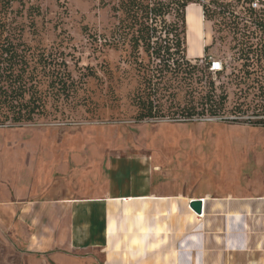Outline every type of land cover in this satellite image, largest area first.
Masks as SVG:
<instances>
[{"label":"rangeland","instance_id":"374dc122","mask_svg":"<svg viewBox=\"0 0 264 264\" xmlns=\"http://www.w3.org/2000/svg\"><path fill=\"white\" fill-rule=\"evenodd\" d=\"M254 1L189 3L185 42L178 52L175 34L167 32L175 13L156 17L152 47L169 46L171 68L176 59L195 67L192 81L180 74L170 77V88L159 99L149 94L148 80V71L159 63L143 51L141 42L135 44L137 27L119 9L120 0H0V52L2 46L16 52L13 62L29 88L24 99L38 98L40 112L30 122L13 124L0 111L1 207L35 197L92 195L107 158H138L152 165L161 196L203 201L201 215L181 208L175 199L169 207L159 204L151 211L144 204L143 213V204L127 203L125 223L134 225L136 212L159 223L156 231L170 226L168 233L153 239L160 254L182 251L190 264L211 259L244 264L262 243L253 257L264 259V126L258 123L264 120L259 107L264 100L259 83L264 80V0L252 9ZM247 19H262V26L245 23ZM209 57L221 61L222 71L206 70ZM60 77L59 85L55 79ZM207 81L214 84L216 99L226 96L215 116L200 108L189 111ZM138 98L153 102L155 118L138 119ZM191 112L189 121L174 120ZM205 203L207 217L202 220ZM243 206L251 207L249 216L232 213ZM11 216L0 209V218ZM117 231L120 225L110 216L113 254L119 251ZM2 239L0 264H19ZM164 259L157 256L155 263ZM178 259L186 263L181 254Z\"/></svg>","mask_w":264,"mask_h":264},{"label":"crops","instance_id":"0c3cea01","mask_svg":"<svg viewBox=\"0 0 264 264\" xmlns=\"http://www.w3.org/2000/svg\"><path fill=\"white\" fill-rule=\"evenodd\" d=\"M199 56L201 57V53ZM104 165L105 171L100 176L101 182L99 181L92 195L73 194L66 198L45 199L35 197L25 201L8 202L6 207L0 205V209L8 216L12 214L9 218H0V237L7 241L17 255L19 264H144L146 258H149L150 262L147 264H157L155 263L157 256L168 258L161 264H190V260L185 259L186 254H183L185 252L181 251L180 254L186 263L178 259L180 257L178 251L160 254L153 248V239L160 233H168L170 226L167 223V231H164V227L163 232L156 231L159 223L155 224L151 217L149 219L139 217L136 212H134L136 223L134 225L130 222L125 223L128 213H124V209L128 210L127 203H135L136 206L140 203L143 204L139 207L143 213L144 204L145 208L151 211L159 204L169 207L172 199L179 201L176 204L184 209L189 208L188 203L191 199L181 197L184 200L181 201L179 197L161 196L159 187L155 185L156 174L152 165L141 159L110 157ZM122 203H125L124 208ZM206 203L202 220L207 217ZM218 205L215 209L223 207L221 204ZM243 207L240 211L232 213L249 216L251 207ZM110 216L115 218L117 225H120V231H117V234H120L114 240L115 244L119 238V251L114 254L112 253L114 246H109L108 242ZM191 219L192 217L189 218L190 221ZM130 231L135 237H132L133 235L129 237ZM124 233L128 234L126 240L123 238ZM135 239L136 246L131 244ZM260 249L262 243H257L255 252L251 253V260L249 257L244 264H264L263 258L258 260L253 257ZM109 256H112V259H109ZM215 260L211 259L206 264H229L228 261L217 259L214 262Z\"/></svg>","mask_w":264,"mask_h":264},{"label":"trees","instance_id":"16d2710c","mask_svg":"<svg viewBox=\"0 0 264 264\" xmlns=\"http://www.w3.org/2000/svg\"><path fill=\"white\" fill-rule=\"evenodd\" d=\"M198 3L199 0H169L168 2L160 1H151V0H120L119 9L125 15V18L131 22V25L136 26L137 32V40L136 43L141 42L143 51L150 55L153 59L157 60L159 65H156L152 70H149V94L157 95L159 99H163L164 93L167 92V89L170 88L168 85V81L170 77L176 74L185 75L187 79L191 80L194 78V70L195 67L191 66L187 62L180 63L178 59L174 60L176 63L172 64L174 68L170 66V60L172 59L173 53L168 45H160L156 44L155 47H152L151 39H152V23L156 19V17L162 16L165 14V11H173L174 21L171 24L170 31L168 33H174L175 47L177 48L176 52L179 51L181 47H183V43L185 42V16L184 13L186 11L189 3ZM189 4V5H188ZM203 14L205 15V6L202 5ZM249 12H253L251 8H248ZM222 12L226 11L222 9ZM228 14V13H227ZM264 14V10H263ZM229 16H233L232 14H228ZM235 17V16H234ZM248 20V21H247ZM245 20V23H253L256 27L262 26L261 20ZM16 52L10 48V46H2L0 52V111L4 110L6 114L10 115L7 118L13 124H17L20 122H30L33 119L34 115L40 113L39 109V101L38 98H34L32 95L31 98L25 100V94L28 92L29 88L27 87L26 81L22 77V72H17L16 63L13 62L16 58ZM206 70L209 72V64L207 61ZM22 69V68H20ZM218 73V72H217ZM212 74V73H211ZM216 74V73H215ZM64 79L60 77V81ZM155 79V82L153 80ZM259 82V80H256ZM190 84V81L188 82ZM261 84V90L263 91L262 85H264V80L261 79L259 82ZM65 86V81L62 82V87ZM204 93L199 95L198 100H196L195 105H191L189 111L196 110L200 108L201 111L209 112L211 116H215L216 112L222 108L226 96L221 95L216 99L214 84L211 81H207ZM193 88L191 89L190 96L192 99L195 98ZM148 94V95H149ZM147 95V96H148ZM264 95V94H263ZM262 104L259 106L255 104V107L264 108V100L261 102ZM156 107V106H155ZM154 104L149 99L142 100V98H138V109H139V120L144 119H153L156 117V109ZM263 114H264V110ZM192 112L190 114H186L189 116L187 118H174V120H183L189 121L193 119ZM264 126V120L262 122Z\"/></svg>","mask_w":264,"mask_h":264},{"label":"built area","instance_id":"2783aa9c","mask_svg":"<svg viewBox=\"0 0 264 264\" xmlns=\"http://www.w3.org/2000/svg\"><path fill=\"white\" fill-rule=\"evenodd\" d=\"M250 5H251L252 9H256L257 7H259V4H258L257 0L252 2ZM207 61H208V64H209L208 70H209L210 73L215 74V73H217L219 71H222V63H221V61L217 60L216 58H212V57H209ZM180 121H183V120H180ZM202 203H203V201H202Z\"/></svg>","mask_w":264,"mask_h":264},{"label":"water","instance_id":"95a60500","mask_svg":"<svg viewBox=\"0 0 264 264\" xmlns=\"http://www.w3.org/2000/svg\"><path fill=\"white\" fill-rule=\"evenodd\" d=\"M188 207L197 215H201L203 212V203L202 200L199 198L191 199L188 203Z\"/></svg>","mask_w":264,"mask_h":264},{"label":"bare ground","instance_id":"6f19581e","mask_svg":"<svg viewBox=\"0 0 264 264\" xmlns=\"http://www.w3.org/2000/svg\"><path fill=\"white\" fill-rule=\"evenodd\" d=\"M205 25V24H204ZM208 32V31H207ZM209 35V34H208ZM205 28H204V33H203V31H202V39H204V42H205V40H206V38H205ZM208 38V37H207Z\"/></svg>","mask_w":264,"mask_h":264}]
</instances>
